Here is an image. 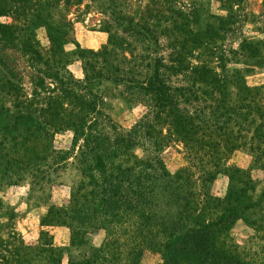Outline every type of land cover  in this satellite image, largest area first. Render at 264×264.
I'll return each instance as SVG.
<instances>
[{"label":"trees","instance_id":"trees-1","mask_svg":"<svg viewBox=\"0 0 264 264\" xmlns=\"http://www.w3.org/2000/svg\"><path fill=\"white\" fill-rule=\"evenodd\" d=\"M83 1L77 0V3ZM222 1L229 4L231 12L227 16H216V22L211 21L208 37L239 39L237 52L241 63L247 68L264 67V38L243 31L244 25L252 22L264 35V0L258 12L246 13L245 0ZM65 2L68 4L70 0ZM49 3L48 0H16L10 12L13 28L0 32V95L7 96L15 106H22V110L29 113L28 121L45 128L46 136L52 126L46 116L61 118L60 107L64 104L73 107L72 117L77 129L95 127L101 114L98 102L78 93L82 81L69 68L65 45L68 42L66 30L72 22H56L48 11ZM40 26L47 29L48 50L38 38ZM11 50L19 56L11 59L8 54ZM93 60L98 68L89 60L85 62V70L93 69L91 73L86 71V81L112 77L127 81L135 96L148 106V112L130 130L102 140L110 148L113 146L114 151L123 147L125 159L109 156L99 145L89 167L94 174V189L88 194V201L80 209L67 208L77 214L74 220L68 216L72 222L91 227L92 231H107L103 246L91 245L84 264H131L148 248L160 251L164 264L177 263L192 255L217 264H250L240 250L231 249L222 235L239 218L255 231H262L257 219H264V196L255 197L256 185L251 187L254 198L250 196L247 205L241 208L235 205L238 200L232 198V192L236 188L244 193L241 185H248V170L229 166L228 160L235 150L244 149L253 156L252 167L264 170V83L242 86V68L233 72L237 79L230 80L222 77L216 68L199 64L192 66L188 75L191 85L178 86L167 72L171 71L170 66H131L116 74L107 71L102 60ZM22 65L40 72L41 84L45 78L54 80L60 86L58 93L28 97L21 75L25 68L19 70ZM174 69L179 71L177 67ZM1 120L5 122L1 121L0 126L8 123L7 118ZM98 137L94 139L96 142ZM170 139L183 145L189 161L175 174L167 170L159 155ZM141 142L150 146V155L145 158L130 155L129 148ZM37 148L30 146L19 150L17 155L37 156L40 152ZM46 152L49 153L50 148ZM221 174L229 176L230 188L226 197H213L211 184ZM208 199H215L217 203L210 207ZM64 224L73 230V239L79 227L73 228V223L69 222ZM18 235L15 230L9 233L10 238L24 243ZM8 241L0 236V264H12L24 254L23 248L17 249Z\"/></svg>","mask_w":264,"mask_h":264},{"label":"rangeland","instance_id":"rangeland-1","mask_svg":"<svg viewBox=\"0 0 264 264\" xmlns=\"http://www.w3.org/2000/svg\"><path fill=\"white\" fill-rule=\"evenodd\" d=\"M48 1V11L56 22H72L66 30L68 42L65 45L70 58L69 68L82 81L78 93L98 102L101 114L95 127L77 129V122L72 117L73 107L64 104L60 107L61 118L46 116L52 123L50 134L46 136L45 128L28 121L29 113L22 110V106H15L7 96L0 95V122H5L2 118L8 119L7 124L0 126V236L17 249L23 248L24 253L12 264H84L91 245L95 243L102 247L106 240L105 229L92 231L91 227L69 220L68 216L74 220L77 214L67 208L80 209L88 201V194L94 189V174L89 167L99 145L109 156L125 159L123 147L114 151L113 146L110 148L102 140L137 125L147 114L148 106L135 96L127 81L116 77L86 81V71L91 73L93 70L84 69L87 60L92 65L95 64L92 58L102 60L105 69L116 74L131 66H170L171 71L167 72L178 86L191 85L188 75L192 66L199 64L216 68L222 77L230 80L237 79L235 70L242 68V86L264 83V67L247 68L241 63L237 52L239 39L208 37L211 21L216 22V16H227L231 12L229 4L222 0H84L80 4L77 0H70L68 4L65 0ZM260 2L245 0L244 13L258 12ZM15 4L16 0H0V32L13 28L10 12ZM243 31L264 38L252 22L246 23ZM37 33L42 46L48 50L50 40L46 27L40 26ZM8 54L11 59L19 56L14 50ZM23 65L19 70L25 68L21 75L28 97L38 98L39 94L45 97L53 91L58 93L59 84L49 78L41 84L39 78L43 75L33 67ZM175 67L181 72H175ZM56 108L53 110L57 111ZM96 136H100L98 142L94 140ZM30 146H38L37 156L17 155L19 150ZM151 151L150 146L141 142L128 152L145 158ZM159 155L173 174L189 163L183 145L172 139L169 145L160 149ZM253 162L252 154L244 149L235 150L228 160L229 166L248 170V185H241L244 193L235 188L231 195L238 200L234 204L239 208L247 205L250 196H254L251 187L258 185L256 198L264 196V170L253 168ZM229 188V176L221 174L212 182L210 194L224 198ZM209 201L210 207L217 203L215 199ZM257 220L262 224L261 232L239 218L222 235L231 249L240 250L250 264H264V219L258 217ZM65 222L73 223V228L80 230L67 245L59 243L64 233L73 232ZM13 230L22 236L24 243L10 238L9 233ZM204 259L192 255L172 264H217ZM164 263L160 251L148 248L131 264Z\"/></svg>","mask_w":264,"mask_h":264},{"label":"crops","instance_id":"crops-1","mask_svg":"<svg viewBox=\"0 0 264 264\" xmlns=\"http://www.w3.org/2000/svg\"><path fill=\"white\" fill-rule=\"evenodd\" d=\"M61 228H63V227H61ZM56 237H57V235H54V239H57ZM71 240H72V232H71V234L64 233L63 236H61L59 243L67 245ZM93 245L96 246L95 243ZM96 247H99V246H96Z\"/></svg>","mask_w":264,"mask_h":264}]
</instances>
